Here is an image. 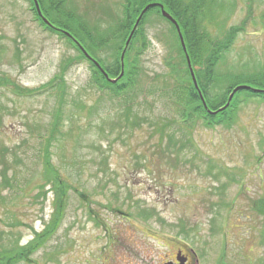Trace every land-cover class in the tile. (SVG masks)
Wrapping results in <instances>:
<instances>
[{
    "label": "rangeland",
    "instance_id": "374dc122",
    "mask_svg": "<svg viewBox=\"0 0 264 264\" xmlns=\"http://www.w3.org/2000/svg\"><path fill=\"white\" fill-rule=\"evenodd\" d=\"M93 1L121 11L122 0ZM232 1L226 28L247 23L227 65L264 66V0ZM88 3L77 0L81 11ZM146 30L133 88L99 89L76 59L62 101L59 88H41L77 51L40 24L29 0H0V251L27 245L54 211L44 147L60 110L51 161L73 190L31 264H164L182 246L200 264L264 260V103L243 105L230 126L185 120L166 64L169 25L153 15Z\"/></svg>",
    "mask_w": 264,
    "mask_h": 264
},
{
    "label": "trees",
    "instance_id": "16d2710c",
    "mask_svg": "<svg viewBox=\"0 0 264 264\" xmlns=\"http://www.w3.org/2000/svg\"><path fill=\"white\" fill-rule=\"evenodd\" d=\"M29 1L40 24L47 31L66 40L78 53L76 58L69 59L63 64L60 74L41 88L42 90L52 87L59 88L62 101L66 93L64 76L68 67L76 59L88 61L93 73L94 84L99 89L119 96L133 88L140 76L139 56L148 46L146 29L149 18L155 15L169 25L170 54L166 64L171 77L177 84L173 92L176 101L185 107L183 112L185 120L200 118L209 127L230 126L237 119L243 105L250 103L253 99L264 103V93L244 89L235 94L225 110L219 111L227 105L229 96L240 85L264 90V66L258 64L252 68L248 64H244L238 68L234 65H227L228 56L239 35L246 30L245 24L247 23L245 21L242 26L226 28L227 21L236 7L232 0H122L121 11L117 12H113L107 3H98L93 0H88V6H85L84 11L80 10L77 0H38L44 17L55 28L48 26L40 18L33 0ZM154 3L162 4L165 11L178 22L208 109L204 107L194 87L177 29L162 15L160 7L154 6L146 12L135 30L129 46L126 47L140 14L148 5ZM92 11L98 12V14L91 16ZM224 15L225 18H223ZM262 24H264V15ZM61 30L70 33L87 53L99 62L110 79H118V81L116 83L109 82L96 65L86 58L74 40ZM126 48L124 75L121 77L123 71L121 56ZM102 54L105 57H103L104 55L101 57ZM5 83L10 84L11 82L6 80ZM13 85L20 94L35 93V90L22 88L14 83ZM208 110L219 112L211 115ZM61 117V111L58 110L44 147L45 177L53 176L52 182L47 178L46 180L52 184V192L55 195L54 211L44 230L39 233L35 232L33 240L27 245L17 243L13 247L0 251V264H31V256L43 248L62 225L69 193L73 190V186L68 178L61 176L51 161V148L61 130ZM43 187L40 186V188ZM81 196L85 197L83 193ZM261 209L264 216V204ZM142 216L150 217L151 212L150 215L148 212H143ZM260 264H264V260Z\"/></svg>",
    "mask_w": 264,
    "mask_h": 264
},
{
    "label": "water",
    "instance_id": "95a60500",
    "mask_svg": "<svg viewBox=\"0 0 264 264\" xmlns=\"http://www.w3.org/2000/svg\"><path fill=\"white\" fill-rule=\"evenodd\" d=\"M33 1H34V4H35V7H36V10H37V12H38V15L42 18V20H43L48 26H51V27L55 28V27H54V26H53V25H52V24H51V23H50V22L44 17V15H43V13H42V11H41V8H40V5H39L38 0H33ZM154 6H158V7H160L161 10H162V15H163L166 19H168L171 23H173V24L175 25V27H176V29H177V32H178V34H179V38H180V41H181V44H182L183 50H184V52H185V54H186V58H187V62H188V67H189V70H190V73H191V77H192V81H193L194 87L196 88V90H197V92H198V94H199V97H200V99H201V101H202L204 107H205L206 109H208V107H207V103H206L205 98H204V96H203V94H202V91H201L200 88H199V85H198V82H197V78H196V76H195L194 69H193V67H192V64H191V61H190L189 55H188V53H187V48H186V45H185L184 37H183V35H182V32H181L180 26H179L178 22H177V21H176L171 15H169V14L165 11V9H164V7H163L162 4H157V3L150 4V5H148V6L142 11V13L140 14V16H139V18H138V20H137V22H136V24H135V27H134V29H133V31H132V33H131V35H130L128 41H127V43H126V47L129 46V44H130V42H131V39H132V36H133L135 30L137 29V27L139 26V23H140L141 19L143 18V16L146 14V12H148L149 9H151V8L154 7ZM56 29H58V28H56ZM59 30H60V29H59ZM61 31H62L66 36H68L69 38H71V39L74 40V42L78 45V47H79L80 50L84 53V55L86 56V58H87L88 60L92 61V62L96 65V67L99 69V71H100V72H101V73L107 78V80H108L109 82H111V83H116V82L118 81V79H110L109 76H108V74L106 73V71H105V70L102 68V66L99 64V62L96 61L92 56H90V55L87 53V51L83 48V46L80 45V43H78V41H77V40H76V39H75L70 33H68V32L65 31V30H61ZM126 51H127V48L123 51L122 56H121L122 69H123L122 74H121V77L124 75V58H125ZM244 89H251V90H253V91L256 92V93H264V90H261V89H255V88H252V87H250V86H246V85H240V86L236 87V88L233 90V92L231 93V95L229 96V100H228L227 105H226L224 108H221L219 111H223V110H225L226 107L229 106V104H230V102L232 101V99H233V97L235 96V94H236L237 92H239L240 90H244ZM208 111H209V113H210L211 115H215V114H217V113L219 112V111H215V112H214V111H211V110H208ZM178 260H179L180 262H182L181 258H178ZM168 264H172V263H168ZM181 264H183V263H181Z\"/></svg>",
    "mask_w": 264,
    "mask_h": 264
},
{
    "label": "flooded vegetation",
    "instance_id": "af4514ba",
    "mask_svg": "<svg viewBox=\"0 0 264 264\" xmlns=\"http://www.w3.org/2000/svg\"><path fill=\"white\" fill-rule=\"evenodd\" d=\"M178 258H181L182 262L178 260ZM200 264L199 259L197 257V254L192 252V249L187 248L185 246L179 247L176 250L175 256L171 259H168L164 262V264Z\"/></svg>",
    "mask_w": 264,
    "mask_h": 264
}]
</instances>
